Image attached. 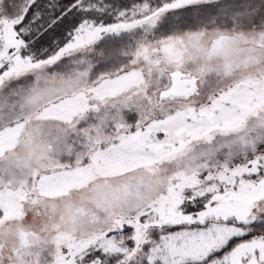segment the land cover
Returning <instances> with one entry per match:
<instances>
[{
	"label": "rangeland",
	"instance_id": "obj_1",
	"mask_svg": "<svg viewBox=\"0 0 264 264\" xmlns=\"http://www.w3.org/2000/svg\"><path fill=\"white\" fill-rule=\"evenodd\" d=\"M146 4L51 62L0 73V264H67L62 249L95 243L125 210L211 190L203 173L228 185L214 216L264 212V178L241 175L264 148V30L160 28Z\"/></svg>",
	"mask_w": 264,
	"mask_h": 264
},
{
	"label": "snow or ice",
	"instance_id": "obj_2",
	"mask_svg": "<svg viewBox=\"0 0 264 264\" xmlns=\"http://www.w3.org/2000/svg\"><path fill=\"white\" fill-rule=\"evenodd\" d=\"M143 8L154 18L159 14L160 28L184 13L206 24L264 30V0H155ZM129 11L106 0H0V73L51 62L86 37L114 30ZM241 163L247 168L242 176L264 178L261 144L253 143V155ZM201 179L211 188L203 195L193 194L199 185L185 189L184 199L171 201L167 212L156 202L125 210L95 243L79 252L62 249L67 264H264V212L247 221L214 216V193L228 185L216 174L203 173ZM221 224L231 230L219 233ZM201 241L206 245L192 247Z\"/></svg>",
	"mask_w": 264,
	"mask_h": 264
},
{
	"label": "trees",
	"instance_id": "obj_3",
	"mask_svg": "<svg viewBox=\"0 0 264 264\" xmlns=\"http://www.w3.org/2000/svg\"><path fill=\"white\" fill-rule=\"evenodd\" d=\"M144 1H147L148 4L150 3H155V0H106L108 3H112L113 6L115 7L116 5H119L124 8L133 9L134 7L137 6L138 3H142ZM185 14L184 13H175L174 14V19L167 25L170 26L172 29H179V28H184L188 24H193V26H197L198 22H196L195 18H188L185 19ZM200 23V21H199ZM200 25V24H199ZM132 118V114L130 115V119ZM257 228H259V225H256Z\"/></svg>",
	"mask_w": 264,
	"mask_h": 264
},
{
	"label": "crops",
	"instance_id": "obj_4",
	"mask_svg": "<svg viewBox=\"0 0 264 264\" xmlns=\"http://www.w3.org/2000/svg\"><path fill=\"white\" fill-rule=\"evenodd\" d=\"M58 131H59L58 133L60 135V139L61 140H63V137L66 138L65 141L63 142V144H62V141L60 140L61 141L60 142V147L61 148H59V149L62 151V154H63L64 150H65V152H68L69 151V148L70 147H69V144L68 143H69V135L70 134L68 133V130L67 129H63V128H61V126L59 127V130ZM50 150H51L50 153H52V151L53 152H56V150H58V149H57V147H54L53 146Z\"/></svg>",
	"mask_w": 264,
	"mask_h": 264
}]
</instances>
